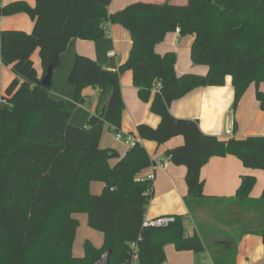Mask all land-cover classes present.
Masks as SVG:
<instances>
[{"label": "trees", "instance_id": "1", "mask_svg": "<svg viewBox=\"0 0 264 264\" xmlns=\"http://www.w3.org/2000/svg\"><path fill=\"white\" fill-rule=\"evenodd\" d=\"M0 5V17L24 14L33 26L31 38L39 50L42 77L53 72L72 39L96 41L107 37V25L117 24L130 35L128 57L118 71H107L90 58L76 56L67 81L72 100L56 101L41 78L20 77L0 97V264H94L109 250V264H130L131 245L137 244L138 264L166 263L164 249L199 257L207 252L213 264H236L238 243L253 235L264 246V188L251 198L253 176H244L231 198L221 200L211 219L199 218L203 195L201 168L210 158L233 156L245 169L264 171V137L218 140L204 135L196 121L176 119L169 106L199 87H221L232 78L234 109L246 89L264 82V0H169L137 2L107 12L113 0H33ZM192 36L190 61L207 66L205 75H175V55H159L156 45L168 33ZM1 63H6L1 58ZM131 72L140 101L160 118L157 127L138 125L141 141L158 145L182 137L183 144L165 158L185 167L187 215L168 216L165 226H143L153 195V181L136 177L152 161L142 144L119 157L100 148L104 125L120 132L123 109L119 76ZM15 76L17 71L13 70ZM159 85L157 92L153 88ZM97 91L99 107L84 127L69 124L73 111L85 103L81 91ZM264 112V92L255 91ZM151 99V100H150ZM118 162L109 165L110 160ZM91 182L104 184L91 195ZM148 193V195H146ZM87 214V226L103 234V245L84 242L82 257L72 255L78 227L74 214ZM194 231L187 234L185 222ZM239 239H231L232 233ZM200 258V257H199Z\"/></svg>", "mask_w": 264, "mask_h": 264}, {"label": "crops", "instance_id": "2", "mask_svg": "<svg viewBox=\"0 0 264 264\" xmlns=\"http://www.w3.org/2000/svg\"><path fill=\"white\" fill-rule=\"evenodd\" d=\"M14 1H24L29 5L34 4L33 0H0V5L14 3ZM139 1L113 0L107 7V12L112 14ZM153 1L159 4L158 2L167 0ZM174 1L172 3L174 5L186 3V0ZM32 26V20L24 14L0 17L1 93L14 79L20 81V77L29 79L42 77L39 50L30 37ZM107 27L109 33L104 39L96 41L72 39L69 41L66 50L59 58V66L52 72V85L48 93L50 98L56 101L73 99L74 88L67 81V77L73 68L76 56H86L103 69L111 72L118 71L124 64L131 48L130 35L117 24L107 25ZM192 42V36H181L179 31H176L168 33L162 43L156 45L155 51L159 55L168 52L174 53L176 57L175 75L178 77L182 74L205 75L208 72L207 66L193 65L190 61ZM113 52V57H108V54ZM1 58H4L6 63H1ZM13 70L17 71V76L13 73ZM119 80L120 95L123 101L120 132L125 137L133 139L134 142L142 144L152 161L148 169L143 170L136 176L143 181L147 180L150 174L154 176L153 195L147 206L144 221L150 222V220L168 216L187 215L188 211L183 202V197L186 194L185 167L173 165L164 156L167 150L180 147L183 144L182 137L173 138L165 142L164 145H158L152 141H141L136 127L145 125L155 128L158 126L160 118L150 111V101L147 103L140 101L137 90L132 84L131 72L121 73ZM256 89L264 92V82L258 86L251 84L237 106L232 109L234 93L232 78L228 76L223 86L196 88L185 97L173 102L169 106V111L176 119L196 121L204 135L215 136L221 141L242 140L247 137L262 138L264 137V112L260 111L256 101ZM153 94L154 91L151 92V99ZM81 95L86 101L73 111V115L69 120V124L75 128L84 127L86 121L91 116H95L98 109L101 108L99 107L98 93L93 88L86 87L82 89ZM103 129L98 145L100 148L113 149L119 157H123L132 148L133 145L128 144L125 139L117 140L108 125H104ZM117 160L118 158L110 160L109 165L111 167L115 166ZM247 175L253 176L256 180L251 189L250 197L259 198L264 188V171L245 169L242 163L233 156L210 158L207 164L201 168L199 175L203 182V195L207 197L203 201V207L209 209L207 206L212 204L211 212L220 209L221 200L231 198L236 193L235 190L241 178ZM103 189L104 184L101 182L90 183L89 192L91 195L100 196ZM76 215L78 214L73 215L74 218ZM80 215L85 216L84 221L87 224V214ZM187 221L192 224V220ZM194 228L192 227L187 234L192 235ZM249 236L242 238L238 243L236 264H249L252 251L261 254V249L264 250L262 239L255 236L259 240L257 242ZM89 242L93 244L91 241ZM93 245L97 247L95 244ZM203 254L207 255V252ZM173 256L174 260L168 262V264H195L193 258L197 259L196 264H198L200 260L199 257L189 251L178 252Z\"/></svg>", "mask_w": 264, "mask_h": 264}, {"label": "rangeland", "instance_id": "3", "mask_svg": "<svg viewBox=\"0 0 264 264\" xmlns=\"http://www.w3.org/2000/svg\"><path fill=\"white\" fill-rule=\"evenodd\" d=\"M139 2H147V3H155L153 0H140ZM162 2L165 1H161L158 2L159 4H161ZM170 3H174V0H170ZM213 205L209 204V206H207L209 209H206L203 207L202 205V210L199 212V218L207 220V219H211L213 217H215V215L218 213L219 209H217V211L211 212V207ZM75 218L78 220V227L75 233V237H74V241H73V248H72V253L74 257H82L84 254V242L86 240L91 241L93 244H95L98 248L102 247L103 245V234L91 229L90 227L87 226L86 221H84L85 216L84 215H76ZM194 222L192 221V224H190V221H186V226H187V232L191 231L192 227H194L195 225L193 224ZM231 239L237 240L239 239V235L237 233H232L230 235ZM250 238H253V240H257V242H259L258 238L255 236H249ZM247 238V237H244ZM165 251V255L167 258L166 264H168V262L170 263L172 260H174V254L178 253L174 250V248L171 245H167V247H165L164 249ZM251 260L249 262V264H264V250L261 249V254H256L255 252H251ZM193 258V257H192ZM193 261L195 262V264L197 263V259L193 258Z\"/></svg>", "mask_w": 264, "mask_h": 264}, {"label": "built area", "instance_id": "4", "mask_svg": "<svg viewBox=\"0 0 264 264\" xmlns=\"http://www.w3.org/2000/svg\"><path fill=\"white\" fill-rule=\"evenodd\" d=\"M177 32H178V30H177ZM113 55H114V52L109 53L108 57H113ZM158 88H159V85H156L152 91L157 92ZM1 95H2V93H1V89H0V97H1ZM115 138L117 140L125 139L126 142L130 145H133L135 143L133 141V139H131L130 137H125L121 132H116ZM149 180L150 181L154 180L153 174H150L149 178L146 181H149ZM146 195H148V193ZM169 220H170V218L166 217V218H160V219H156V220H150V222L144 221L143 226H145V227H150V226L161 227V226H165ZM130 248H131L130 264H138L137 244L131 245ZM199 257H200V260H199L198 264H213L212 260L207 255L201 254ZM163 264H166V263H163Z\"/></svg>", "mask_w": 264, "mask_h": 264}, {"label": "water", "instance_id": "5", "mask_svg": "<svg viewBox=\"0 0 264 264\" xmlns=\"http://www.w3.org/2000/svg\"><path fill=\"white\" fill-rule=\"evenodd\" d=\"M51 75L52 71L49 68L44 77H42V79L40 80L42 86L49 87L51 82ZM109 254V250L105 251L104 253H102V256L98 259V261H96L94 264H109Z\"/></svg>", "mask_w": 264, "mask_h": 264}]
</instances>
